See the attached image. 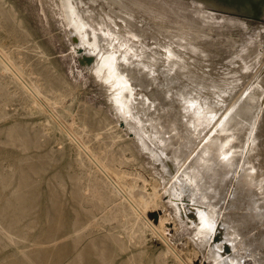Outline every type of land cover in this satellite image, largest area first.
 Wrapping results in <instances>:
<instances>
[{
	"label": "rangeland",
	"instance_id": "374dc122",
	"mask_svg": "<svg viewBox=\"0 0 264 264\" xmlns=\"http://www.w3.org/2000/svg\"><path fill=\"white\" fill-rule=\"evenodd\" d=\"M96 1L77 0L76 2L75 0L74 4L77 6L75 8H78L76 9V13L78 14L80 11L79 9H81L82 12L80 11L81 13L78 15L85 16L86 7L88 13L92 8L94 9L96 4H111L112 2V0H105L106 2L104 0ZM60 2L61 0H6L5 3L6 7L10 5L15 13V17H17L22 27L27 31L28 36H26V38L32 39V41L27 43L28 49H24L26 55L33 63H36L38 60L37 53L45 51L49 56V60L56 65L65 81V89L68 90H66L62 100L55 106L56 116L62 122L69 123L72 120L78 104L86 103L87 107L94 109L91 113H95L96 115L95 119H88V123L94 129L103 130L104 137L107 134L105 138L106 141H109L108 132L115 130L119 132L122 137L114 139L113 148H115L117 152H120L122 151L120 148L121 146L122 149H125V152L136 153L139 157L140 164L136 165L135 169L146 179H155L157 191L164 203L163 206L148 209V218L154 224H158L160 215L166 211L168 212V217L163 223L164 235L171 246L176 250H180L184 242H188L187 245L195 249V254L191 258V264H217V260L221 259V257L225 258L224 260L227 261L228 264H264V168L258 163L255 164L247 161L249 152H258L254 149L249 150V146L255 132L260 131L258 125L260 124V118L264 116V90L261 92L253 120L240 146H235L236 141L232 131L226 134L221 129L223 126L222 123H224L223 120H225L223 118L232 114V112L238 108L239 103L242 101H240V99L244 95L243 101L245 102L246 96L248 98L247 93L249 94L250 91L252 92L254 90L252 88H256V86L260 85V78L264 77V0H167V2H171L172 7H170L169 4L164 7L163 2L161 3L159 9H161V12L165 15L166 22L156 21L159 25L152 19L146 20V18H143L144 21L146 20V22H144L140 17L136 18L129 15L131 21H136V24L132 22L134 23V28H136L135 33L137 36L148 28V30H146V35L144 32L142 34L144 35L143 37L139 35L140 37L136 36V38L135 36L132 38L126 36L120 28L114 27L116 24L113 23L108 25L107 32L105 29L95 25L96 18L94 19L93 17H91L90 20H84V29L79 31L73 26V23H70L71 21H68L72 15L71 13L69 15L68 11L64 12V2L62 1V6ZM78 2L81 3L80 7ZM82 3L84 6H81ZM89 4L92 8L88 6ZM203 4L204 7L206 6L205 8L202 7ZM207 4L209 5L207 6ZM120 11H122V9ZM125 11L126 10H124V12ZM65 14H68V19ZM151 21L152 24H156V26H162L159 37H154L153 32L157 28L151 25ZM86 22L89 25H87ZM5 23L4 25L7 29L8 22ZM137 23L139 25H137ZM152 26L155 27L154 30H152ZM138 28L140 32L138 30L137 33ZM140 28L145 30L143 31ZM147 31H149V36H153L154 38H150ZM151 33L152 35H150ZM92 37L97 38L96 48L91 49L83 46L85 41H90ZM14 38L15 37L11 35V33H8L3 40L6 42H14ZM126 39L130 40V43ZM190 41H195V43L193 44ZM183 42L191 48H196L198 46V49L199 47L200 49L205 48L203 50H207L206 52H208V55H206L207 57H204L206 61L198 66L196 70L195 68H191L190 70L188 69L189 67L186 66V68L188 67L187 70L192 73L190 77L188 72L185 74V68H182L183 74L181 70H178L180 73L177 74L178 72L176 70L179 69V67L176 64L170 61H163L164 58L168 57L167 49L170 46L178 47L180 43V46H182ZM143 43L146 47L143 45L141 49L140 47ZM133 44L134 46H132ZM196 44L197 46H195ZM135 45L136 48H134ZM156 47L160 48L161 56L158 54L159 51L158 53L156 52L157 54L154 52L157 51L155 50ZM130 48H132V52ZM152 48L154 51H152ZM103 49L109 50L116 57L115 70L109 69L98 55L100 51H104ZM148 49H150V51H148ZM134 52L135 55H139L135 56ZM142 52L145 53L144 57L146 60H148V54L150 56L156 55L155 57L152 56L151 60L153 61L155 58V60L158 59L157 56H159V59L156 62L154 61V64L153 61L149 59L147 61L148 64L144 67L146 60L144 62L143 59V64L141 63L143 55L141 58L140 55ZM198 54L201 55L200 53ZM198 54L195 57L200 58ZM161 57H163V64L164 62L167 63V67H169L170 63L173 66L176 65L177 68L175 71L177 73H172L170 68H165V64L162 69L161 67H163V64L160 60ZM139 58L140 61L138 60L136 65H138L140 69H138V71H141L140 73L137 71V68H135V63H132ZM149 61H151L152 65ZM159 61H161V64L159 65L158 63L157 66L159 68H157L155 64ZM229 61L231 64H229ZM231 61L235 62L233 63ZM139 62L142 64L143 68H141ZM226 63H228V65ZM153 65L155 66L154 68L152 67ZM178 65L181 69V66L183 67L184 64ZM173 66H171V68H173ZM38 67L42 69L41 73H43L44 77H47L46 72L43 71V69L46 68L41 67L40 63ZM146 68H148V70ZM145 69L147 71H145ZM151 71L152 73H150ZM154 71L156 73H153ZM157 71L159 73H157ZM195 71L196 74H194ZM224 72L229 75L224 74ZM142 74H145L144 76L146 78L148 77L147 81ZM174 74L177 75L175 78H177L178 81L174 80ZM178 75L181 79H179ZM195 75L198 78L195 77ZM200 75L201 77L203 76L205 80L204 86H200V84L204 82ZM227 75L229 77L231 76L230 79ZM150 76L153 79L151 78L149 80ZM193 77H195L194 79H198L196 80V82H199L197 85L196 82L192 83V81H190V79L193 80ZM219 77L220 79H225L223 81H226V84L223 85V81L220 80ZM205 78L210 83H208ZM214 78L215 81L218 79L220 80L217 81L218 83L222 81L223 90H221L220 86V89L216 91L218 93H215L217 96L212 93L215 91V87L217 88L218 86L216 84L217 82L212 83L216 84V86H213V89V87H211V82L213 81H209L214 80ZM144 80L147 82H144V86L149 83L151 84L153 81L156 87L155 88L153 84L147 85L146 88H149L152 94H148L150 92L147 91L148 97L146 96L147 89H143V85L141 87L140 84V81L143 82ZM177 83L180 85V93L182 94V91L184 93L183 97L180 94L182 99H180L177 94V99L180 101L176 100V95L174 94L176 93V89L178 92L180 91ZM207 84L209 89H206L208 87L205 88ZM227 84L228 86H226ZM152 85L153 89L158 93L152 90ZM123 87L128 90L127 94L122 91ZM167 88L168 93L165 90ZM174 88L176 89L173 90ZM170 89L172 93L174 92L172 94L173 98L170 96ZM210 89H212V92ZM154 92L156 95H153ZM224 92L226 95H224ZM161 93L163 97L166 95H168V97L162 98ZM186 94L188 97L187 100L185 98ZM189 95L193 100L196 97V103L191 102L192 99L189 98ZM151 96L158 97V99L155 100L156 102L154 100L152 101L153 97ZM115 97L123 100L124 104L122 110H119L115 106ZM128 98L136 104V106H134L135 104L129 100V102H132L129 103L130 106L133 104L130 110L127 109L126 106ZM197 98L201 99L198 100ZM141 99L145 101V104ZM169 99H172V101H169ZM173 99L176 101L174 104ZM203 99L206 100L203 101ZM149 100H151V102ZM162 100L164 103L161 102ZM181 100H186V103L183 101L184 105L182 108L180 105ZM138 101H140L139 105H137L139 103ZM237 101L239 103L236 105ZM243 101L240 104H242ZM146 102L149 108H146L147 106L145 107V105H147ZM153 102L156 103L155 106L158 105L157 102H159V109L153 107ZM177 102L180 103V106L176 108V106H178ZM10 103L11 106L8 107L10 111L9 117L1 119L0 125L7 126L12 123L18 126L20 130H22V133L18 135L25 137L31 146L29 151L23 152L21 148L16 145L2 143V157L9 163L13 159L21 157L24 153H29L35 164H44L46 169L42 175L43 179L39 183L42 199L46 191V184L44 181L46 177L62 179L66 185L69 186L68 163L70 158L68 152L70 151L68 146L65 145L62 147L61 144H58L55 136H47L38 133L39 120L48 119L56 122L55 118L44 108L38 113H30L20 107L16 101ZM175 103L177 104L176 106ZM141 104L144 106H140ZM169 104L172 107L175 106L178 112L181 111V113L179 112L180 115L178 112H175L176 110L174 108H171V106L169 107ZM163 105L166 110L163 109ZM137 107L138 110L140 109L139 111L142 117L139 116L140 114L138 115L140 112H136ZM144 107L145 110L147 109L146 111L151 109L155 112V116L152 114V111L150 114V110L147 112L150 116H146L145 114V118L149 117L150 119H146V124H144V113H142L141 110L143 109L144 112ZM159 110H162L166 115L162 114V111L159 112ZM210 114H212L211 117H209ZM156 115H159V117L155 118L157 117ZM153 119L155 120L153 121ZM106 124L112 126L113 129H108L106 131ZM149 128H152V130ZM154 129L159 133V136L154 133ZM6 137L7 135L4 132L0 133V140H4ZM123 142H127L129 147L123 145ZM204 145H214V148L219 149V151L215 152V157L212 161L214 167L207 169V173H202L203 180H206L205 184L202 186L204 191L202 194H204L203 197L206 196V198L200 200L198 199L196 186L190 182L185 175L187 172L190 173L192 171L191 165L198 152H206V149L203 150L205 148L203 147ZM173 152L185 153L177 160ZM238 184L240 186L237 188ZM173 198L178 202L182 201L183 209L180 208L178 211L177 208H175ZM192 207L196 208V211L194 210L196 216L199 214V209L205 211L210 225L214 226V242H212V246L209 248L203 249L202 244L198 242L191 231V227L189 226L191 222L183 219V216L189 215L188 211ZM231 211L234 214V218L231 222H227L225 220V215ZM249 213L254 214L253 217H251V222L247 227L241 228L239 231L240 233L237 234L235 232V226L239 223L237 219L241 220L244 214ZM71 217L72 215L68 214V219ZM191 218L194 220L196 217L191 216ZM229 230L232 232L231 234H228ZM163 248L164 244L161 239L148 234L145 241L140 246L129 242L125 253L135 254V264H161L162 252H164ZM165 257H167L164 259L166 260V264L168 262H170L169 264L174 263L170 261L172 259L169 258L168 255H165Z\"/></svg>",
	"mask_w": 264,
	"mask_h": 264
},
{
	"label": "bare ground",
	"instance_id": "6f19581e",
	"mask_svg": "<svg viewBox=\"0 0 264 264\" xmlns=\"http://www.w3.org/2000/svg\"><path fill=\"white\" fill-rule=\"evenodd\" d=\"M62 1L64 2L63 7L65 6L64 9L62 8L64 12L68 11L69 15L70 13L72 15L70 16V19H68V14H65V16L67 15L66 18L68 19V21H71V24L73 23V26L77 30L80 31L81 29H84V20L87 21V19L90 20V18L93 17L94 19L96 18V26L101 27L107 31L108 25L110 23L116 24V26L114 25V27L120 28L122 32L126 34V36H130L131 38L133 36H135L136 38L137 35L135 33L136 28H134L133 26V22H135L136 24V21L132 20V22L130 16L136 18L140 17V19L142 20L143 18H146V20L152 19L155 22H166L165 15L163 14V12H161V9H159V7L162 2L164 4V7H166L167 4L172 7L171 2H167V0H112V2L110 1L111 4L98 2L99 4H96L94 6V9L89 4L88 6L92 8V10L88 12L89 15L87 13V7L85 5L86 12L82 9L86 13L84 15H87L85 17L82 15H78L82 12L81 9H79L81 12L79 11L78 14L76 13V9L78 8H75L77 7L75 6L76 4H74L75 0H61V6L63 4ZM95 1L96 0H94V2ZM5 3L6 0H0V120L9 117L10 111L8 107L11 106L10 102L12 101H16L20 107L30 113H38L44 108L46 111L49 112L52 117L55 118L56 122H53L48 119L39 120L38 133L45 134L47 136H55V139L58 141V144H61L62 147L67 145L70 151L68 152L70 159L68 163L69 186H67L62 179L55 177H53L52 179L50 177H46L44 180L46 184V191L42 199L39 183L43 179L42 175L44 174V170L46 169V167L44 166V164H35L29 153H24L21 157H17L16 159H13L11 162L7 163L5 158H3L1 155L3 152L2 143H10L16 145L20 147L23 152L29 151L31 144L25 137L18 135L19 133H22V130H20L18 126L13 125L12 123L7 126L0 125V133L4 132L7 135L4 140H0V264H135V254L125 253L128 247V243L132 242L133 244L140 246L145 241L146 236L148 234L158 237L164 244V252H162L163 256L161 264H166V260L164 259L167 257H165V255H168V257L172 259L170 261L174 262L173 264H191V258L195 254V249L192 246L190 247V245H187L188 242H184L181 249L176 250L173 246H171V244L168 242L164 235L163 223L164 220L168 217V212L163 211L164 213L160 215L158 224H154L148 218V209L163 206L164 203L162 202L160 195L157 191V184L155 179H146L139 171L135 169V166L140 164L139 157L136 155V153L125 152V149H122L121 146L120 148L122 151L120 152H117L115 148H113L114 139L117 137H122L119 132L117 130L108 132L109 141H106L105 138L107 137V134L104 137L102 132L103 130L100 131L97 128L94 129L88 123V119H95L96 115L95 113H91L94 109L87 107L86 103L78 104L76 111L72 117V120L69 123L62 122L56 116L55 106L62 100L66 90H68L65 89V81L59 73L56 65H54V63L49 60V56L45 51H40V53H37L38 60L36 63H33L32 60L26 55L25 50L28 49L27 43L32 41V39L26 38V36H28L27 31L22 27L17 17H15V13L11 9L10 5L6 7ZM83 3L81 6H84ZM78 4L80 7L81 3L78 2ZM209 4H207V6ZM202 7H204V4ZM119 9H122V11H120ZM124 10H126L127 13L130 14H127L126 11L124 12ZM146 20L143 21L146 22ZM5 22H8L7 29L4 25ZM156 24L159 25V23L157 22ZM156 24H152L151 21V25H154L157 28L153 32V35L154 37H159V35L161 34L162 26H156ZM137 25L139 24L137 23ZM154 26H152V30H154ZM138 30L139 28L137 29V33ZM146 30H148V28H146ZM146 30L144 31L145 35ZM148 32L149 31H147V34L149 36ZM8 33H11V35L15 37L14 42H6L3 40V38H5ZM142 34L139 33V35L143 37L144 35ZM150 35H152V33ZM149 37L152 38L153 36ZM96 40V37H92L90 41H85V44H83V46L91 49L96 48ZM126 40L128 42L130 41L128 39ZM190 42H192L193 44L195 43V41ZM134 44L132 46H134ZM180 44L178 45V47L170 46L167 49L168 57L164 58L167 60H164L163 57H161L160 60L162 61L163 59V61H170L171 63L176 64L179 67V69L176 70L177 66L171 65L170 62V64L168 63L169 67H167V63L164 62V64L166 65L165 68H170L172 70V73H175L177 71L178 73H176L179 74L180 71L178 70H181L183 74L182 68H185V74H187L188 72V75L190 77L192 73L191 71H188L187 68L189 67L188 69L190 70L191 68H195L196 70L198 66L202 65V63L206 61L205 58L207 57L206 55H208V52H206L207 50H203L205 48L200 49L199 47L198 49L197 44L195 45L197 46L196 48H191L189 47V45H185L186 43L184 42L182 46H180ZM143 45L144 43L141 45V49ZM132 48H130V51L132 50ZM134 48H136V45ZM103 50L104 51H100L98 55L102 58L103 62L109 69L115 70L116 57L109 50ZM155 50L157 51H154L152 48V51H154L155 53H158L159 51L158 54L159 56H161L160 48L156 47ZM148 51H150V49H148ZM198 53H200L201 55H199ZM197 54L200 56V58H202L200 59L195 57L197 56ZM144 56L145 53L142 52L140 55V58L142 59V64L143 59L144 62L146 60ZM147 56V59L151 60L152 56L154 55L150 56L148 54ZM159 56H157L158 59ZM140 58L135 60L136 62L131 61L132 63H135V68H137V71L139 67L138 65H136V63L138 60L140 61ZM155 59L154 61L156 62L158 59ZM148 60H146L144 67H146L145 65L148 64ZM151 61H149V63H151ZM161 61L157 62L155 65L157 66L158 63L160 65ZM39 63L41 64V67L46 68L43 69V71L46 72L47 77H44L43 73H41L42 69L38 67ZM142 64L141 68H143ZM164 64L163 67H161L162 69L164 68ZM178 64L184 65L183 67L181 66L180 69V66ZM226 64L228 65V63ZM229 64H231L230 61ZM170 65L173 66L174 72L173 68H171ZM186 66L188 67L186 68ZM152 67L154 68L155 66L153 65ZM148 68L146 69L148 70ZM157 68L159 67L157 66ZM146 69L145 71H147ZM133 71L136 72L135 70ZM152 71L150 73H152ZM153 73L156 72L154 71ZM157 73L159 72L157 71ZM194 74H196V71L194 72ZM224 74L228 73L224 72ZM144 75L143 77L146 78ZM175 76L177 75L174 74V78ZM195 77L197 76L195 75ZM195 77H193V80L190 79L192 83H195L196 80H198L194 79ZM151 78L152 77L150 76L149 80ZM202 78L203 76L201 77V79ZM179 79L181 78L179 77ZM147 80L148 77L146 78V81ZM174 80H177V78H175ZM203 80L204 78L202 79V81ZM220 80L223 81L225 79L221 78ZM146 81H140V84L141 87L143 85V89H147L146 96L148 97V94H151V92L149 91L150 89L146 87L150 83L148 81L149 84L144 86V82L147 83ZM206 81L208 82L207 79ZM209 81H213L211 82V87H213L214 85L216 86V84L218 85V89L216 87L214 89L213 87V89L215 90H213L214 92H212V89H210L213 95L215 93H218L216 91L220 89V86L221 90H223L221 83L222 81L218 83L217 81H215V78L214 80ZM215 82L217 83L212 84ZM197 83L199 82H196V85ZM204 83L205 80L203 83H201L203 85L200 84V86H204ZM151 84L154 85L153 81L151 82ZM224 84H226V81H223V85ZM153 85L152 90H154ZM177 85L179 84L177 83ZM226 86H228V84ZM206 87H208V84L207 86H205V88ZM168 88L165 90L167 91ZM176 88H174L173 90H175ZM178 89H180V85ZM206 89H209V87ZM252 89H254L252 92L249 90L250 95L247 93L248 98L246 96V101H243V97L245 96L244 95L240 99V101L242 100L243 103L240 104L242 101L240 102L238 100L240 102L239 103L237 101L236 103V105L239 103L238 108L235 106L237 109H235L234 107L235 111L232 112L231 110L232 114H229L225 118H223L225 120H223L224 123H222L223 126L221 129L226 134L231 133L230 131H232V134L235 137L236 147L241 145L242 140L245 138L248 132V127L251 124V121L253 120L255 109L258 105L261 92L262 90H264V77L260 78V85ZM122 91L127 94L128 90L123 87ZM147 91H149L150 93L147 94ZM169 91L171 92V89ZM155 92L153 95H156ZM175 92L176 93H173L176 95V100L180 101L179 99H177V96L179 95L180 97L181 89L179 92L176 89ZM173 93L171 92L170 96H172ZM183 94L184 93L182 91V97ZM224 95H226L225 92ZM215 96H217V94H215ZM164 97H168V95ZM164 97L162 94V98ZM154 98L156 97L154 96L152 98V101L158 99V97L156 99ZM185 98L187 100V94ZM189 98L192 99L190 95ZM114 99L115 106L119 110H122L124 104L123 100L118 97H115ZM180 99L182 98L180 97ZM195 99H192L191 102L196 103ZM129 100L131 99H127L126 106L127 109L130 110V107L133 106V104L135 103L131 100L133 104L130 106L129 103L131 101L129 102ZM170 100L172 101V99H169V101ZM186 100H181V104L177 102L178 106H176L177 104L175 103L176 108L180 105L182 108V106L184 105L183 101L186 103ZM204 100L206 99H203V101ZM149 101L151 102V100ZM138 102L139 103L137 105L140 104V101ZM143 102L145 104V101ZM161 102H163V100ZM174 102L176 101L173 99V104ZM157 103L158 105L155 106L156 103H154L153 107H157V109H159L158 106H160V104L159 102ZM148 104L145 105V107L147 106L146 108H149ZM134 106H136V104ZM140 106H142V104ZM140 106L138 107L141 108ZM170 106L171 105L169 104V107ZM175 106H171V108L175 109ZM138 107L136 109V112H140V109L138 110ZM163 109L166 110L165 106ZM141 110L142 113H144V118L145 114L146 116L149 115L147 114L149 110L150 114L152 111V114H154L155 116V112L151 109H149L148 111H146V109L144 112L143 109ZM162 110H159V112ZM177 110L175 111L176 113L178 112ZM163 111L162 114L166 115V113H163ZM179 112L181 113V111ZM138 115L141 116V112L138 113ZM159 115H156L157 117L155 118H158ZM211 115L212 114H210L209 117H211ZM147 118L149 119V117ZM147 118H145L144 124H146ZM154 120L155 119H153V121ZM108 124L105 125L106 131L108 129H113L112 126H108ZM154 128L157 129L156 127ZM258 128L260 129V131L255 132L249 146V150L254 149L258 152H249V154L247 155V161L255 164L258 163L260 166H262V168H264V116L260 118V124L258 125ZM155 129L154 133L158 134L159 136V133ZM150 130H152V128ZM122 144L126 147H129L127 142H123ZM203 147L205 148L202 149H206V152H198L191 165L192 171L190 173L187 172L185 175V177L188 178V180L196 186L198 192V199L200 200L206 198V196L203 197L204 194H202L204 192L202 186L205 184L206 181L203 180L202 173H207V169L214 167L212 161L215 157V152L219 151V149L214 148V145H204ZM184 153L185 152H173L177 160H179ZM239 186L240 185L238 184L237 188ZM173 200L175 208H177V210L179 211V209L182 208V201L178 202L175 198H173ZM194 210L196 211V208L192 207L188 211L189 215L183 216V219H186L188 220V222H191L189 223L191 231L194 237L198 240V242L202 244L203 249L209 248L212 246V242H214V226L210 225L207 213L205 211L199 209L198 212L200 215L198 214L196 216V212ZM68 214L72 215L70 219H68ZM253 215V213L244 214L241 220L237 219V221L239 222L235 226V232L237 234L240 233L239 231L241 230V228L247 227V225L251 222V217H253ZM191 216H195L196 218L193 220ZM233 218L234 214L232 213V211L225 215V220L227 222H231ZM229 233L231 234L232 232H230L229 230L228 234ZM214 247L216 248L215 244ZM224 259L225 258L223 257H221V259H218L217 264H228L227 261H225ZM169 263L170 262H168L167 264Z\"/></svg>",
	"mask_w": 264,
	"mask_h": 264
}]
</instances>
